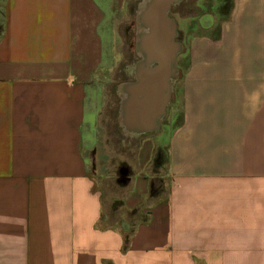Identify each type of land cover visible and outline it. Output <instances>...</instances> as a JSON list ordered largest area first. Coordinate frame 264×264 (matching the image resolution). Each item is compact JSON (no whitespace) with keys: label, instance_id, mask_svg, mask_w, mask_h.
<instances>
[{"label":"crops","instance_id":"crops-1","mask_svg":"<svg viewBox=\"0 0 264 264\" xmlns=\"http://www.w3.org/2000/svg\"><path fill=\"white\" fill-rule=\"evenodd\" d=\"M188 21L166 178L151 195L129 169L113 211L92 174L115 37L102 5L0 0V264H264V0Z\"/></svg>","mask_w":264,"mask_h":264},{"label":"rangeland","instance_id":"rangeland-1","mask_svg":"<svg viewBox=\"0 0 264 264\" xmlns=\"http://www.w3.org/2000/svg\"><path fill=\"white\" fill-rule=\"evenodd\" d=\"M99 2L106 13L108 24L115 37L109 65L98 71L94 77V82L100 84L105 91L103 102L106 104L101 112L97 142L99 154L97 158L100 157L103 165L101 164L102 166L100 165V169L97 171L95 169L98 167L93 166L92 174L98 179L97 188L102 191L103 197L109 200L111 209L114 211L121 206V199L126 187L117 182V170L120 166L130 169V176L150 177L149 182L153 180L156 182L155 186L161 184L163 178H166V163L162 165L158 163L160 157L165 162L168 131L170 132V127L172 131L173 126V102L171 99V102L166 106L165 115L158 122L160 125L158 132H147L136 137H128L123 132L117 119L121 99L118 88L123 84L134 82L132 80L134 74L131 69L139 61L135 46V16L141 0H107V4L106 0H99ZM105 5H107V9ZM182 6L186 10L180 15L179 11ZM172 7L175 9L174 11L170 10V7L168 16L175 21V40L184 50V35L185 32L189 33L190 31L188 20L197 18L203 13H217L218 0H183L180 5ZM180 29H183V33L180 32ZM176 113H179L178 109ZM157 133L161 134L158 136ZM107 164L108 166H106ZM142 208H135L133 212L128 213L127 218L134 221ZM121 214H111L112 220L120 218Z\"/></svg>","mask_w":264,"mask_h":264},{"label":"water","instance_id":"water-1","mask_svg":"<svg viewBox=\"0 0 264 264\" xmlns=\"http://www.w3.org/2000/svg\"><path fill=\"white\" fill-rule=\"evenodd\" d=\"M179 1L152 0L145 15L149 24V33L139 34L140 42L138 41V43L136 38L135 46L136 49L140 48L141 57L133 67L134 82L128 84L131 89L125 92L128 94L130 105L128 119L130 124L132 123L136 127H146L148 123H152L153 117L158 116L162 111V117L158 118L161 120L165 115L166 106L170 102L171 93L163 100L160 99L159 94L162 91H168L169 86L172 87V81L175 78L174 62L181 51V45L175 40V21L168 16L170 7ZM139 43L140 45H138ZM143 59L149 64L141 63ZM122 100H124V96L120 103ZM165 100L166 102L162 105ZM126 175L127 170L122 169L118 173L117 182L126 184L128 181Z\"/></svg>","mask_w":264,"mask_h":264},{"label":"flooded vegetation","instance_id":"flooded-vegetation-1","mask_svg":"<svg viewBox=\"0 0 264 264\" xmlns=\"http://www.w3.org/2000/svg\"><path fill=\"white\" fill-rule=\"evenodd\" d=\"M151 1L152 0H141V2L139 3V6L137 8L136 16H135V25H136L135 42H136V38L138 39L139 34L142 35V34L149 33V30H148L149 24H148V22L146 20V16L145 15H146V12H147L148 8L150 7ZM176 1H178V0H174V2H176ZM187 1H191V0H187ZM182 2H183V0H180L179 3H178V5H180ZM174 9H175L174 7H171L170 10H173L174 11ZM170 10H169V12H170ZM139 30H141V31H139ZM138 41L140 42L139 39L137 40V43H138ZM138 45H140V43ZM139 50H140V48L139 49L138 48L136 49V53L138 55L140 53ZM140 57H141V55H139V58ZM170 61H171V58H170ZM141 63H143L144 65L145 64H147V65L149 64V62L145 61V59H143V61ZM133 67H132L131 70H132V72L134 74ZM132 80L134 81V77H132ZM130 83H133V82H130ZM128 84L129 83L123 84V85H121L118 88V92L120 94L121 99L124 96V101L122 100V102L120 103V105H121L120 106V112H119L118 118H117L120 127L123 129V132L128 137H136V136H140V135H143V134L147 133L149 130H153V129H156V128L158 129V120H159L158 118L159 117H162V111H161V113L158 114V116L153 117V119H154L153 124L155 123V125L153 127H148V126H146V127L145 126H143V127H136V126L130 124V122L127 121V116H128V111L130 109V107H129L130 105L128 103L129 100L127 98L128 97V94H126L125 92H126V90L131 89V86H129ZM171 89H172V87L170 88V86H169L168 91H166V92L162 91V93L159 94L160 99H162V100L165 99V96H167V95H169V93H171ZM165 102H166V100L162 103V105ZM162 105H161V107H162ZM125 118H126V121H125ZM162 126H163V124H162ZM149 133H153V132H149ZM122 169H126V167L125 166H120L118 168V170H117V173H119ZM126 170H127V175L126 176H129V172L130 171H129L128 168Z\"/></svg>","mask_w":264,"mask_h":264},{"label":"trees","instance_id":"trees-1","mask_svg":"<svg viewBox=\"0 0 264 264\" xmlns=\"http://www.w3.org/2000/svg\"><path fill=\"white\" fill-rule=\"evenodd\" d=\"M231 8V0H218V9H217V14L219 16V21L224 20L225 18H227L229 10ZM218 28V25H217ZM165 162L163 160H159L160 165H162L163 163H166L167 158L165 156ZM155 183L153 180L149 182V193L152 194H156L157 190H158V186L159 184H157V186H155ZM128 239L127 237H125L124 239V246L127 245Z\"/></svg>","mask_w":264,"mask_h":264},{"label":"bare ground","instance_id":"bare-ground-1","mask_svg":"<svg viewBox=\"0 0 264 264\" xmlns=\"http://www.w3.org/2000/svg\"><path fill=\"white\" fill-rule=\"evenodd\" d=\"M142 6V5H141ZM139 14V13H138ZM138 21V20H137ZM139 31H141V30H139ZM140 33V32H139ZM140 55V54H139ZM171 59H172V57H171ZM123 96V95H122ZM124 101V100H123ZM127 105V104H126ZM126 109V108H125ZM125 121H126V118H125ZM127 121L129 122L130 120L128 119V116H127ZM153 122H154V119H153V121H152V123H148V127H153L154 125H155V123L153 124ZM132 124V123H131Z\"/></svg>","mask_w":264,"mask_h":264}]
</instances>
